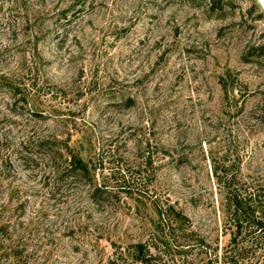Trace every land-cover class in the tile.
Segmentation results:
<instances>
[{
	"label": "rangeland",
	"instance_id": "1",
	"mask_svg": "<svg viewBox=\"0 0 264 264\" xmlns=\"http://www.w3.org/2000/svg\"><path fill=\"white\" fill-rule=\"evenodd\" d=\"M258 4L0 0V236L19 264H143L138 242L153 264H264ZM71 153L91 178L64 172Z\"/></svg>",
	"mask_w": 264,
	"mask_h": 264
},
{
	"label": "trees",
	"instance_id": "2",
	"mask_svg": "<svg viewBox=\"0 0 264 264\" xmlns=\"http://www.w3.org/2000/svg\"><path fill=\"white\" fill-rule=\"evenodd\" d=\"M196 5V4H195ZM213 7V6H212ZM68 162L65 166L64 172L71 173L70 175L73 177L74 180H82L84 178H91V172L88 164L85 162V160L78 155L77 153H71V155L68 156ZM103 194L108 195L109 191L107 188H101L98 186H95L91 190V198L94 202L100 203ZM234 207V211L237 215V213L240 210L241 202L237 199H234L233 204L231 205ZM236 227H240L241 225L239 222H236ZM1 231L3 233L6 232V226L1 223L0 225ZM2 233L0 235L3 237ZM0 236V264H19L17 262V258L20 256L21 251L12 249L11 247H8L4 244V238ZM134 256L135 259L140 261L143 264H153L152 263V253L150 251L149 246L145 242H138L134 244Z\"/></svg>",
	"mask_w": 264,
	"mask_h": 264
},
{
	"label": "bare ground",
	"instance_id": "3",
	"mask_svg": "<svg viewBox=\"0 0 264 264\" xmlns=\"http://www.w3.org/2000/svg\"><path fill=\"white\" fill-rule=\"evenodd\" d=\"M262 2V8L264 10V0H260ZM259 5V4H258Z\"/></svg>",
	"mask_w": 264,
	"mask_h": 264
},
{
	"label": "water",
	"instance_id": "4",
	"mask_svg": "<svg viewBox=\"0 0 264 264\" xmlns=\"http://www.w3.org/2000/svg\"><path fill=\"white\" fill-rule=\"evenodd\" d=\"M257 2L262 6V2L260 0H257Z\"/></svg>",
	"mask_w": 264,
	"mask_h": 264
}]
</instances>
